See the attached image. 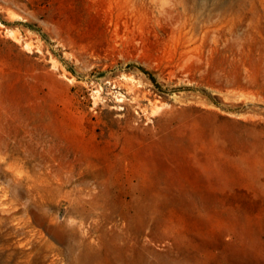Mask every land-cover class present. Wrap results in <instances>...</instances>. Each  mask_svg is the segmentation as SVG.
<instances>
[{"label": "rangeland", "instance_id": "374dc122", "mask_svg": "<svg viewBox=\"0 0 264 264\" xmlns=\"http://www.w3.org/2000/svg\"><path fill=\"white\" fill-rule=\"evenodd\" d=\"M0 166V264H264V0H0Z\"/></svg>", "mask_w": 264, "mask_h": 264}, {"label": "bare ground", "instance_id": "6f19581e", "mask_svg": "<svg viewBox=\"0 0 264 264\" xmlns=\"http://www.w3.org/2000/svg\"><path fill=\"white\" fill-rule=\"evenodd\" d=\"M5 116V115H4ZM4 152V151H3ZM3 154V153H2ZM1 167V166H0ZM2 170V169H1ZM18 174V172H17ZM11 177V176H10ZM11 179V178H10ZM15 179H18V177H16ZM21 180V179H20ZM17 182V181H15ZM14 183V182H13ZM10 184V183H9ZM13 186V185H12ZM5 188V187H4ZM13 189V188H12ZM15 189H17L15 187ZM11 190V189H10ZM13 191V190H12ZM11 191V192H12ZM10 194V193H9ZM13 194V193H12ZM15 194V193H14ZM18 195V194H17ZM15 196V195H14ZM13 203L14 202H11L9 201L8 199V190H4L2 194H0V225L2 223H4V220L3 219H7V217L9 218H14L13 217ZM23 203V202H22ZM5 217H4V216ZM18 215V214H16ZM19 217V216H18ZM24 219V217H23ZM13 219H11L12 221ZM16 221V220H15ZM8 222V221H7ZM11 223V222H10ZM19 232V228H14L13 231L10 232V236L12 235H17ZM2 236V235H0ZM4 238V237H2ZM1 238V239H2ZM5 239V238H4ZM3 239V240H4ZM7 242H8V239H5ZM4 240V242H5ZM12 244V243H11ZM8 245H1L0 246V252L1 250H4L6 248H8ZM125 251V250H124ZM121 250L120 253H117L115 254L114 256H109L108 257V261H109V264H137L135 261H136V256L132 253V254H127L126 252H124ZM92 252H85V254H82V255H79L77 258H76V263L77 264H98L95 262V257L96 255L93 253L91 255ZM109 253H112V251H109Z\"/></svg>", "mask_w": 264, "mask_h": 264}]
</instances>
